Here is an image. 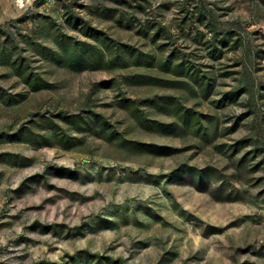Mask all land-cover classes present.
<instances>
[{"label": "rangeland", "instance_id": "374dc122", "mask_svg": "<svg viewBox=\"0 0 264 264\" xmlns=\"http://www.w3.org/2000/svg\"><path fill=\"white\" fill-rule=\"evenodd\" d=\"M0 264H264V0H0Z\"/></svg>", "mask_w": 264, "mask_h": 264}]
</instances>
